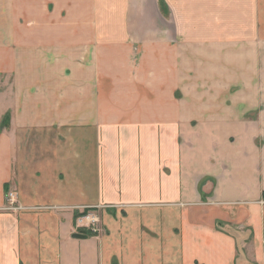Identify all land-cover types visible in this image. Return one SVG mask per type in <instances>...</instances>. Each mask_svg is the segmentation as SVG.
I'll use <instances>...</instances> for the list:
<instances>
[{
	"label": "crops",
	"instance_id": "0c3cea01",
	"mask_svg": "<svg viewBox=\"0 0 264 264\" xmlns=\"http://www.w3.org/2000/svg\"><path fill=\"white\" fill-rule=\"evenodd\" d=\"M162 1L169 12L163 25L140 26L138 35L173 42L145 39L141 50L149 53L136 65L132 108L110 121L109 109L122 100L115 109L108 104L101 71L107 32L94 34L91 13L70 16L68 38L46 41L44 28L30 26L29 0L19 10L14 0H0V74L15 72L12 87L0 91V209L8 189L27 208L0 210V264H238L233 227L251 237L254 262L264 264V0H134L132 10L116 1L114 19H140L144 2L156 19ZM111 34L123 40L116 55L130 61L124 28ZM46 46L54 53L45 54ZM162 48L180 51L179 64L177 55H156ZM44 55L61 60L48 63ZM46 65L72 70L64 77ZM196 67L198 78L189 80ZM201 76L228 92L240 85L229 92L228 122L212 112L210 92L189 94V82ZM174 80L184 91L175 115L164 95H149L171 91ZM195 117L202 120L195 131L211 134L173 140ZM110 130L123 137L110 142ZM85 210L100 216L102 230L76 238Z\"/></svg>",
	"mask_w": 264,
	"mask_h": 264
},
{
	"label": "rangeland",
	"instance_id": "374dc122",
	"mask_svg": "<svg viewBox=\"0 0 264 264\" xmlns=\"http://www.w3.org/2000/svg\"><path fill=\"white\" fill-rule=\"evenodd\" d=\"M33 0H29V9L32 7L30 10L32 13V18L33 20L30 21V26H40L44 28L45 34V40L46 41H51L52 39H58V38H68L67 32L69 29V18L71 15H75V13L80 14V13H85V10H88L91 13V16H93V32L96 34L98 32V29L102 32L105 33L107 32V35L101 36L106 38V41L104 42L105 46V51L104 54L106 55L105 61L103 62V65L101 67V71L103 74L108 75V81L105 83L106 87V97L108 99V104L110 108H114L115 102L116 101H121L120 108L115 110H110L109 109V119L111 120H116L118 117L124 118L125 115H122V112L125 109L131 110L132 107H129V104L132 102V93L134 91V78L135 74L137 73V81H139L138 74L140 71L136 70V65L141 66V59L142 57H147L148 55V50H141V45L144 43L145 39H158L157 41H165L168 43H172L173 40L170 38L166 37L167 35H146L143 34V36H139L138 33L142 32L143 30L140 29V26L142 27H148V26H157V25H163V22L165 20V15H167L168 9L166 8V4L162 1L160 4L157 3L158 6H160L161 11L157 13V18L155 19L154 17H149L148 14V3L144 2L142 4V11H143V16L140 19L133 20L132 15L129 14L126 17V20L123 21H118L117 19H114V14L113 10L116 9V1L120 3H124L129 5L130 9L132 10L133 6L135 5L134 0H39L37 3V0H35L34 3H32ZM138 1V0H137ZM15 2V8L19 10L20 7V2L21 0H14ZM152 5V4H150ZM16 11V10H14ZM108 16L109 18H105V16ZM169 15V14H168ZM38 17L39 21H36V18ZM157 22V25H156ZM107 26V27H106ZM105 27L107 29H105ZM117 27H120L121 31L124 28V32L126 33L124 35L126 39V43L124 46L129 45L130 47V52H131V57L130 61H127V58H122L116 55V50L119 52L121 47L119 44L123 43V40L119 39L121 38L122 35L119 33V37L116 34H111V32H114ZM148 29V28H147ZM139 37V38H138ZM98 38V35H97ZM142 39V42H139V40ZM98 40V39H97ZM118 44V45H116ZM62 47H65L66 45H61ZM120 49L118 50V48ZM47 53H54V50L46 46L45 49ZM125 52L127 50H124ZM68 51L66 50L65 52H61L60 57L62 59V62L68 61ZM153 53V52H152ZM156 55L160 56H165L167 54H170L172 57L177 55V62L175 61V64H179L181 60V52L180 51H165L164 48L158 49L156 52ZM212 53V52H211ZM196 52H189V56L192 58V62L195 63L197 58H196ZM44 57L47 59L48 63L52 62V64L60 61V57L55 56V57H50L47 58L46 55ZM138 58V59H137ZM205 58V57H204ZM212 58V57H210ZM209 58V59H210ZM60 59V60H59ZM207 59V58H205ZM56 60V61H55ZM134 61L131 62V61ZM163 65L167 67L168 63L162 59ZM131 62V63H130ZM137 62V63H136ZM147 63H150L151 65L155 66V60L151 58V61ZM130 63V66L129 64ZM128 64V65H127ZM126 65V66H124ZM160 66V65H157ZM190 68V67H189ZM193 68V67H192ZM191 68V69H192ZM208 68V67H207ZM206 68V69H207ZM45 72L50 73L54 72L55 75L59 76H64L66 77L70 72L71 68L68 67L67 65H60V67L55 66V65H50V66H45L44 67ZM198 69V67H196ZM200 69H203L200 67ZM193 72L196 76V78H189V80H195L198 78V73L199 69L194 71V69L191 71ZM190 72V73H191ZM15 72H8L6 73H1L0 74V91L4 90V87L11 86L12 87V82L14 81V76ZM134 75V77H133ZM8 78V82L5 84V80ZM62 80V79H61ZM171 82V81H168ZM173 83H169L172 87V90L164 89L160 90L156 88L153 91H150L148 89H145L141 86V90L143 93H149L153 96L155 99L156 96L160 97L161 95H164L166 97V102H172L171 103V112L173 115L178 113V110L180 108V100L183 99L184 97V91H182V88L180 87L179 81H172ZM139 84L137 83V86ZM199 86V87H198ZM138 88V87H137ZM7 89V88H6ZM137 89H135L136 91ZM198 91H208L210 92L209 95L213 97V99L216 102L217 107L213 109L212 112H218L219 110L221 111V114L219 116L222 118V120L225 122L229 121V117H232L230 114H228L227 110L229 111V107L233 105L234 101L231 99V93L229 92H238L241 91L240 85H237V87H233L229 92L223 88L222 85H219L218 83H215L211 80H204L203 77H200V82L199 83H192L189 82V94L191 96L197 94ZM142 93L143 96H145ZM161 94V95H160ZM147 97V96H145ZM160 106V104H159ZM166 107L169 108L168 103H166ZM131 114V113H129ZM218 114V113H217ZM243 115V120H244ZM250 117V115H249ZM252 120V118H251ZM206 121V120H205ZM202 122L201 119L191 118L189 120V130L188 132L183 131H177L175 132V137L172 139L176 140V142H185L186 134H192L196 133L198 137L202 136L203 133L205 134H211L209 131H195V129L199 128L197 127L198 125L200 126V123ZM224 133L223 131H221ZM122 133L121 131H115V130H110V142H115V140L120 137L122 138ZM162 133V139L168 140L171 139L168 132H161ZM225 134V133H224ZM131 135V132H124V136H129ZM147 137V136H146ZM225 138L228 139L230 142H239V138L237 135L231 132H227L225 134ZM262 140L258 138L256 142H261ZM173 142V141H172ZM187 142H189L187 140ZM234 233H237V236L240 239V248H239V254H238V264H243L244 262H249L252 261L254 262V250H253V245H252V239L251 237L248 236L247 239L244 240V235L237 230L238 228L233 227ZM249 235V233H248ZM243 239V240H242ZM255 264V262H254Z\"/></svg>",
	"mask_w": 264,
	"mask_h": 264
},
{
	"label": "built area",
	"instance_id": "2783aa9c",
	"mask_svg": "<svg viewBox=\"0 0 264 264\" xmlns=\"http://www.w3.org/2000/svg\"><path fill=\"white\" fill-rule=\"evenodd\" d=\"M27 209L24 207L19 200V193L15 189H8L6 193L5 206L0 210L7 213H19ZM87 213L81 214L77 220L79 227L82 229L81 232L87 234L88 231L96 234L102 230L101 218L98 214L91 210H86Z\"/></svg>",
	"mask_w": 264,
	"mask_h": 264
},
{
	"label": "water",
	"instance_id": "95a60500",
	"mask_svg": "<svg viewBox=\"0 0 264 264\" xmlns=\"http://www.w3.org/2000/svg\"><path fill=\"white\" fill-rule=\"evenodd\" d=\"M74 237L76 238H86L87 234L85 232H78L74 234Z\"/></svg>",
	"mask_w": 264,
	"mask_h": 264
},
{
	"label": "trees",
	"instance_id": "16d2710c",
	"mask_svg": "<svg viewBox=\"0 0 264 264\" xmlns=\"http://www.w3.org/2000/svg\"><path fill=\"white\" fill-rule=\"evenodd\" d=\"M85 213H87L86 210H85L82 214H85ZM78 217H79V215H78L76 218H78ZM87 234L94 235V234H93L92 232H90V231H88Z\"/></svg>",
	"mask_w": 264,
	"mask_h": 264
}]
</instances>
